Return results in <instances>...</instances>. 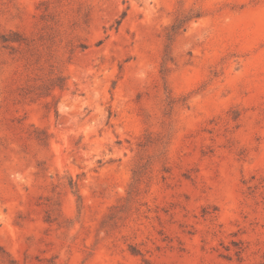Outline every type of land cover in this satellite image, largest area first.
Returning a JSON list of instances; mask_svg holds the SVG:
<instances>
[{
    "label": "rangeland",
    "instance_id": "1",
    "mask_svg": "<svg viewBox=\"0 0 264 264\" xmlns=\"http://www.w3.org/2000/svg\"><path fill=\"white\" fill-rule=\"evenodd\" d=\"M0 246L264 264V0H0Z\"/></svg>",
    "mask_w": 264,
    "mask_h": 264
},
{
    "label": "trees",
    "instance_id": "2",
    "mask_svg": "<svg viewBox=\"0 0 264 264\" xmlns=\"http://www.w3.org/2000/svg\"><path fill=\"white\" fill-rule=\"evenodd\" d=\"M0 253L5 254V255L10 257V254L8 252H6V250L4 248H2L1 246H0ZM10 261H11L12 264H19L16 260H14L12 258H11Z\"/></svg>",
    "mask_w": 264,
    "mask_h": 264
}]
</instances>
